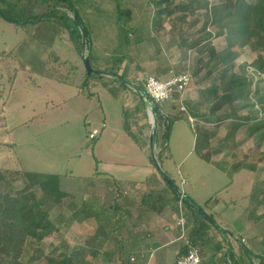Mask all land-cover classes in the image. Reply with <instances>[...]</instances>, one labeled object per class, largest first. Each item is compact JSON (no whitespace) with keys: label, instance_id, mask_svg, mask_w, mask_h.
Instances as JSON below:
<instances>
[{"label":"rangeland","instance_id":"rangeland-1","mask_svg":"<svg viewBox=\"0 0 264 264\" xmlns=\"http://www.w3.org/2000/svg\"><path fill=\"white\" fill-rule=\"evenodd\" d=\"M122 1L133 8L137 6L135 20L131 23L144 26L142 32L148 34L153 10L145 6L144 2L147 0ZM99 2L98 9L102 11L96 13L91 6L80 4L86 8V13L90 14L89 17L86 14L85 16L88 17L94 38L93 54L104 56L112 52H121L123 43L118 33L120 23H117L115 12L112 10L113 0ZM141 4L143 8L140 7ZM68 14L73 15L69 11ZM188 27L189 24L183 27L186 33L191 32ZM165 28L161 37L158 31L151 29V35L154 36L151 49H146L139 57L140 65L130 66L128 61H124L116 66L115 70H118L119 74L130 69L128 72L130 82L126 81L127 88H121L118 99L108 89L110 85L117 86L112 75L94 74L84 85L86 70L83 56L90 53L86 42L79 53L69 39V34L59 33L52 20H41L34 24L15 23L0 15V170H7L5 180L1 183L2 189L22 188L25 179L20 171H32L58 174L60 189L66 192L61 204L51 207L50 216L56 231L42 242L30 243L23 264L28 263L32 255L36 264H43L45 261L43 256L52 249L58 248L57 253H60L77 247L82 248L85 257L93 260L95 264H110V257L105 252L111 249L112 245L104 242L102 236L95 235L98 222L95 218L86 217L82 202L99 206L113 198L114 195L103 196V180L110 181L112 178L120 181L146 180L156 170L153 167L151 150H143L126 133L123 124L126 119L123 115V105L132 108L137 103L140 97L137 89L146 76L164 79L170 72H183L187 65L195 66L198 54L187 51V59L183 60L176 44L180 34L177 29L173 30L169 21ZM214 42L218 47L223 44L222 39L217 37L214 38ZM152 55H155L156 59L148 60ZM107 59L109 60L108 57ZM241 61L243 59L240 58L239 63ZM169 67L172 71L168 70ZM205 73L203 72L201 76ZM193 81L195 83V80ZM88 84H93L94 87L82 92L83 85ZM204 86V82L197 86L192 85L182 94L178 107L182 108L185 105L184 100L192 94L191 90L194 93ZM171 104L172 100L165 102L164 109L167 112L171 111ZM202 108L205 109L204 106ZM248 113L251 116H258L259 108L256 106L240 112L241 115ZM147 118L149 121V107ZM149 124L151 128L152 125ZM228 124L229 121L221 123L218 133L211 140L210 145L214 149L217 162L229 166L235 160L253 161L260 151L264 152V141L256 147L259 135L249 136L247 129L241 131L234 147L225 146L222 138ZM204 126L209 130L215 128L213 124ZM204 126L194 125L188 119L176 122L168 139V148L158 159V163L179 190L184 191V194L186 191H193L198 205L204 212L208 214L213 212L234 237H239V233L245 230L244 226L251 223L250 230L256 240V247L259 242L264 246L262 244L264 204L256 211L257 215L250 218L251 221L247 219L248 222L242 223V217L247 212L245 209L250 207L247 195L252 192L256 183L254 177L252 181L254 174L243 169L229 176L202 158L205 149L201 148L199 152L193 150L196 143L195 129L204 131ZM93 130H97L98 134L91 139L90 132ZM158 151L159 148L155 145L156 155ZM260 165L264 168V162ZM179 174L187 178V184L181 183ZM146 190L147 188L141 186L139 189L135 188V194L131 197L133 200L126 203L129 204L131 213L124 215L122 229H131L133 224L146 215L145 211L141 212L139 209L140 199ZM120 192L124 195L123 190ZM129 194L125 193L127 196ZM149 200L156 201L154 195L150 196ZM169 207L167 216L162 215V219L172 224L174 232L172 240L161 242L169 244L165 247L169 248V251L162 264H175L177 261L175 250L181 243L184 245L183 239H179L181 231L176 228L179 227L177 221L180 214L183 213L185 217L188 240L187 223L192 219L188 210L179 202ZM176 207L178 211H175ZM195 214L199 221L206 219L197 211ZM148 234L152 235V230L142 228L139 242L143 247L136 249L138 253H131L130 258L139 255L146 260L148 252L152 249L149 248L150 243L146 241L151 239ZM123 236L124 242L129 241L130 245L131 242L135 243V238L132 239L131 235ZM238 243L241 244L240 241ZM93 251L97 254L94 255ZM229 256L232 257L233 264H237V260L240 261L232 254ZM207 263L217 264L215 257L210 258Z\"/></svg>","mask_w":264,"mask_h":264},{"label":"trees","instance_id":"trees-1","mask_svg":"<svg viewBox=\"0 0 264 264\" xmlns=\"http://www.w3.org/2000/svg\"><path fill=\"white\" fill-rule=\"evenodd\" d=\"M84 1L83 3L82 0H0V15L15 23L34 24L41 20H52L59 33L69 34V39L80 53L83 41L79 26L74 20V16H77L84 25L87 48H90V63L92 67L107 71L114 76L113 81L117 86H107L118 99L121 88H127L126 84L130 82L128 78L130 69L119 74V71L115 70L116 66L124 61H128L130 66L140 65L139 56L145 53V48L150 47L154 39L151 29L158 31L161 37L166 29L165 24L169 21L172 23L173 30L177 29L180 34L179 40L176 41L182 55L180 57L186 60L187 51H194L198 54V58L195 66L187 65L188 67H184L183 72H170L167 77L184 72L190 74L189 85L183 92H175L173 98L170 99L172 100L171 111L167 112L164 109L166 101L156 103L157 127L154 144L159 148L157 158L160 159L168 148V139L174 123L183 118L188 120L195 118L197 122H194V119L191 120L194 125L213 124L215 126L213 130L206 129L204 126V131L194 127L196 130L195 151L205 149L202 158L209 163L214 157V149L210 145L211 140L218 133L220 124L225 121H229L222 138L225 146L234 147L244 129H247L249 136L259 135L256 147L264 141V0H147L144 2L145 6L153 10L152 18L149 20L148 34L142 32L144 26L131 23L135 20L137 6L133 8L123 3L122 0H113L112 10L115 12L117 23H120L118 33L122 39L123 50L101 57L93 54L92 31L88 24L90 14L86 13V8L80 6V4L86 7L91 6L95 13L100 12L102 11L98 9L100 0ZM140 7L143 8V4ZM68 11L73 15L70 16ZM186 24H189L188 28L191 29L189 33H186L183 28ZM216 37L222 39L221 47L215 44L214 38ZM157 50L155 52H158ZM245 50L258 53V56L251 61L237 63ZM152 57L156 58L155 55ZM248 67H254L262 73L255 88H253L252 80L247 76ZM168 70H171L170 67ZM203 72L206 73L201 76ZM93 75H88L86 72L84 85ZM203 82L204 88L197 89L194 93L191 90L192 94L184 100V108H179L178 103L182 99V94L192 85L197 86ZM84 85L82 92L94 87L93 84H88V88ZM142 89H144V83L138 86L139 92ZM256 106L259 108L258 116H251L249 113L240 114L241 111L251 110ZM127 107L123 105V115L126 118L123 124L126 133L140 147L149 146L150 142L144 138L145 126L146 128L150 126L147 121L148 103L140 96L132 108ZM148 149L149 147L146 150ZM263 162L264 152L260 151L253 161L235 160L229 166L222 162L215 164L216 168L229 176L243 169L252 171L255 175L257 181L249 195L251 206L253 205L249 212L251 218L257 215L256 211L264 204V178L261 179L260 175L264 171V168L260 167V163ZM153 167L156 169L154 164ZM5 172L7 173V170H0V264H23L25 253L30 249L29 244L33 241L42 242L56 231L50 216L51 207L61 204L66 197V192L60 189L58 174L32 171H20L25 179V185L22 188L2 189L1 183L5 180ZM256 172L258 173L255 174ZM166 174L168 175L167 172ZM157 177L158 185L155 184L154 187H161L162 190L160 192L155 190L156 193L151 190L150 193L143 194L141 201L143 200L142 203L146 204V200L154 195L155 207L182 203L192 217L191 222L187 223V234L191 245L199 247V241L208 235L209 230H214L215 233L225 231L210 220L195 219L194 206L199 205L186 194L185 197L179 198L178 194L159 175ZM170 179L172 180L171 177ZM109 180L107 190L110 192L109 196L114 195L113 198L99 206L88 205L83 201V211L87 218L97 220L95 235L102 236L104 242L112 245V248L105 252L110 257V264H145V258L139 255H136V260L131 261L130 254L138 253L136 238L135 243L131 242V245L129 241L124 242L123 235L131 234L130 229H122L121 226L124 215L131 213L130 206L126 203L132 201L133 198L124 196L122 192L119 193L120 187L116 182ZM175 211H178V207ZM210 216L216 222L214 216L212 214ZM131 238L134 237L131 236ZM262 244L264 245V241ZM57 249L54 248L43 256L45 260L43 264H95L93 260L85 257L80 247L67 249L60 253H57ZM199 249L201 251L200 247ZM187 250L188 246H183L178 259L184 256ZM244 252L249 254V261L246 264H254L251 252L247 249ZM93 254L97 253L93 251ZM255 257L259 259L260 264H264V251L259 252ZM240 261L243 264L242 257ZM240 261L237 260V262ZM31 262H35L33 255L26 264H31Z\"/></svg>","mask_w":264,"mask_h":264},{"label":"crops","instance_id":"crops-1","mask_svg":"<svg viewBox=\"0 0 264 264\" xmlns=\"http://www.w3.org/2000/svg\"><path fill=\"white\" fill-rule=\"evenodd\" d=\"M92 42L94 43L93 36H92ZM146 49L148 50L151 48L148 47V48H145V50ZM257 56H258V53H254V52H251L249 50H245V52L242 54V56L240 58L243 59V61L248 62V61L253 60ZM151 59L155 60L156 58H153L152 56L148 57V60H151ZM239 59L237 60V63H239ZM164 106H165V104H164ZM183 119H185V118H183ZM193 119L195 120V118H193ZM180 120H182V119H180ZM178 121H176V122H178ZM189 122L193 123L190 120V118H189ZM148 123H150V120L148 121ZM173 127H174V125H173ZM150 130H151V128H146V126H145L144 138H147L148 141H149V137H150ZM172 131H173V128H172ZM171 134H172V132H171ZM195 138H196V136H195ZM148 147L150 149V143H149V146H146V147L144 146L141 148L143 150H146ZM194 149H195V146H193V150ZM216 162H217L216 157H213V160L210 163H212V165L214 167H216V165H215ZM260 167H262V165H260ZM156 175L158 176L159 174L155 170L149 176L150 178H147L146 180L120 181V180H117L116 178L111 177L112 178L111 182H114V183L116 182L118 187H120V190H123L124 195H125V193L128 194V192H129L131 195L129 194L128 196L130 197L133 194H135V188L139 189L140 186L144 187V189L147 188L145 193H150L151 188H155L154 187L155 184H156V186L158 185L157 183L159 180L157 179L158 177ZM182 177L186 180V183H184V185L187 184L188 183L187 178L183 175H182ZM253 177L255 178V175H252V181H254ZM263 177H264V171L261 174V178H263ZM103 181H104V185L102 186L103 191H104L103 196L107 197L110 195V192H108V190H107V187H108L107 181H105V180H103ZM255 181H257V180H255ZM155 189H157V188H155ZM156 191L160 192V189L156 190ZM153 192L155 193V190ZM186 192H185V194L188 195L191 199H193L196 202V204H198L197 197L193 193V191H186ZM249 195H250V193L247 195L249 197V201H250ZM142 202H143V200L141 201V199H140V204L142 207L140 206L139 209L141 212L145 211L146 215L143 217V219H140V221H137L136 224H133V226L131 227L129 232H130L132 237L136 238V243H135L136 248H142L143 246L139 242L140 238H141V234H142V228L147 229V230H152V235L148 234V237L151 239L146 240L147 243H150V244H148V245H150L149 248H152V249L150 252H148V256L146 258L147 261H145L146 262L145 264H153V262H154V264H162L164 262V259H165L167 252L169 251L168 250L169 248H165V247H168L169 244L168 243L162 244L161 242L167 241V239L172 240L171 237H172V234L174 232V230L172 228V224H169L162 219V215L167 216V211H168V209H170V207H169L170 205L169 204H166V205L163 204V205L155 207L153 202H151L149 199L146 200V202H145L146 204H143ZM180 204L183 207V204L182 203H180ZM249 205H250V207L248 206L245 209V212L246 211L247 212H246V214H244V217H242V223L248 222L247 219H249V221L252 220V219H250L251 217L249 214L250 209H252L251 201L249 202ZM184 208L187 209L185 206H184ZM209 214H212L214 216L213 212L209 213ZM137 217H139V216L137 215ZM214 218H215L216 222L218 223V225L220 226V228L224 229L225 231L215 233L214 230H209L208 235L199 241V243H200L199 247L201 248L200 253L202 256L203 264H208L207 263L208 260L212 257H215L217 264H233L232 263L233 259L231 256H229V254H232L236 258H239V260H241V256H242L243 257V264H246V262L249 261V254L244 252L245 249H247L249 252H251L250 255H252L253 263L254 264H260L259 259H257L255 257V255L258 254L259 252H263L264 247L261 245L260 242H259L260 244L258 245V247H256L257 246L255 244L256 240L254 239V235H252V232L250 230L251 223H248V225L244 226L245 230H244V232L239 233V237H234L233 233H231L227 228H225L224 227L225 225L220 223L218 221L217 217L214 216ZM195 219L199 220V217H197L195 215ZM176 228H178L180 230L179 227L176 226ZM239 241L241 244L238 243ZM182 245H183V243H181L180 247L175 250V253L177 254L175 257L177 258V260H178V256L181 252L182 247L185 246V243L183 246ZM237 263H241V262H237Z\"/></svg>","mask_w":264,"mask_h":264},{"label":"built area","instance_id":"built-area-1","mask_svg":"<svg viewBox=\"0 0 264 264\" xmlns=\"http://www.w3.org/2000/svg\"><path fill=\"white\" fill-rule=\"evenodd\" d=\"M247 76L252 80L253 88H255L256 83L262 77V73L254 67H248ZM143 83L144 90L146 91L148 97L154 100L155 103H163L173 98L175 92H183L185 87L188 86L190 83V74L187 72L181 74H174L167 79H159L155 76L148 75L146 76ZM149 98L144 97V100L148 103L150 112ZM97 134L98 131L93 130L92 132H90V138L94 139ZM178 173L181 174L180 171ZM180 179L182 184L186 183V180L182 177V175H180ZM177 225L180 227L181 231L179 239H183L185 245L188 246V250L187 253L181 258H179L175 264H203L199 247L191 245L186 237L185 217L183 213L180 214V217L177 221ZM134 260L135 257L131 256V261Z\"/></svg>","mask_w":264,"mask_h":264},{"label":"water","instance_id":"water-1","mask_svg":"<svg viewBox=\"0 0 264 264\" xmlns=\"http://www.w3.org/2000/svg\"><path fill=\"white\" fill-rule=\"evenodd\" d=\"M74 20L76 21V23L79 26V29H80L81 35H82L83 47H85L86 35H85V31H84V25H83L82 21L80 19H78L77 16H74ZM83 62H84L85 70H86L88 75H91V74L110 75V73L107 71L92 67V65L90 63L89 55L83 56ZM137 92L143 98L144 97L149 98L144 89H142L140 92L137 89ZM149 100H150V112H151V113L149 112V116H150V123L152 125L151 130H150L149 142H150V150L152 152L153 164L155 165L156 171L159 174V176L178 194L179 198H183V197H185L184 192L178 189V187L174 184V182L170 179V177L166 174V172L161 168L160 164L158 163V158H157V155L155 153V144H154V137L156 135V127H157L156 126L157 125L156 103L154 102V100H152L150 98H149ZM194 209H195V211L203 214V216L206 219L210 220L215 225H218V223L212 219L210 214L205 213L204 210L200 206H194Z\"/></svg>","mask_w":264,"mask_h":264}]
</instances>
